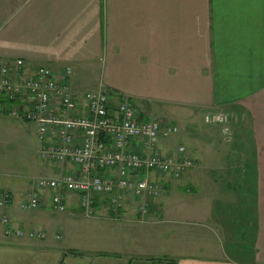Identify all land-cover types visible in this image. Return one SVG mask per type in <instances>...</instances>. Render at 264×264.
<instances>
[{
	"label": "crops",
	"instance_id": "1",
	"mask_svg": "<svg viewBox=\"0 0 264 264\" xmlns=\"http://www.w3.org/2000/svg\"><path fill=\"white\" fill-rule=\"evenodd\" d=\"M0 57L47 65L57 77L70 67L80 94L104 84L129 96L142 117L181 127L160 141L162 152L185 146L206 164L161 180L152 222L139 221L129 199L120 221L102 210L120 244L95 254L68 245L76 233L65 229L82 212L77 196L58 218L48 201L21 209L33 183L4 181L0 193L13 202L0 206V264H264V0H0ZM219 110L231 115L232 144L204 122ZM220 142L232 149H204ZM213 158L220 165H209ZM72 169L59 165L56 174ZM4 216L46 238L7 235ZM126 236L138 255L118 251Z\"/></svg>",
	"mask_w": 264,
	"mask_h": 264
},
{
	"label": "built area",
	"instance_id": "2",
	"mask_svg": "<svg viewBox=\"0 0 264 264\" xmlns=\"http://www.w3.org/2000/svg\"><path fill=\"white\" fill-rule=\"evenodd\" d=\"M72 69L57 77L47 65L31 66L23 58L0 57V118L35 123L39 156L53 165L70 163L74 169L57 177H40L27 192L21 209H40L48 201L54 212L68 211V198L78 197L87 217L106 209V217L124 219L128 196L148 197L138 206L139 221L153 218V200L164 188L165 177L181 178L195 165L185 146L165 154L160 141L179 133L166 120L142 117L127 95H115L104 84L85 93L72 88ZM204 122L221 126L232 139L231 115L208 111ZM12 194L0 193V206L10 205ZM7 235L43 240V229L23 230L3 217Z\"/></svg>",
	"mask_w": 264,
	"mask_h": 264
},
{
	"label": "rangeland",
	"instance_id": "3",
	"mask_svg": "<svg viewBox=\"0 0 264 264\" xmlns=\"http://www.w3.org/2000/svg\"><path fill=\"white\" fill-rule=\"evenodd\" d=\"M169 123L174 124L170 119ZM179 128V132L181 127L177 124H174ZM38 126L35 123H31L28 121H20L8 117L0 118V179L3 183H14L17 184L20 182L33 183L35 184L40 177H57V165H53L49 162H46L41 159L39 156V139L37 135ZM174 137V136H173ZM171 137L170 139H172ZM233 140H228L231 143ZM178 140H174L172 145H179ZM184 143V142H183ZM232 144V143H231ZM229 143L217 144L212 147L206 145L204 147L207 151H213L215 149H221L224 151L226 148L228 150L232 149V146ZM178 147V146H177ZM209 147V148H208ZM221 159H207V162L211 166L220 165ZM243 165H246L242 163ZM241 164V165H242ZM206 164L203 160L195 161V165L192 166L195 168H203ZM191 169V168H189ZM187 169V171L189 170ZM4 182V183H5ZM163 191V190H162ZM162 193V192H161ZM160 195L153 200V205H156V201L159 200ZM20 196H17L18 199ZM128 199L133 203L141 204L143 202H151L148 200V197H144L138 199L132 195L128 196ZM68 211H66L67 213ZM56 217L62 218L65 212H56ZM156 211L154 209L151 210V215L153 218H150L148 221H142V223L152 222L156 215ZM101 216L96 217H87L84 216L82 212L76 216V221L69 222L68 227L65 229L68 233H76L74 236H69L67 241L68 245H76L77 248L82 249L83 251L93 252L94 254L98 251H114V247H117L120 242L116 239L115 233H110L107 231L105 227V223L103 220L101 221ZM103 219V218H102ZM3 221V218H2ZM75 226L76 228H73ZM104 226V227H103ZM72 227V228H70ZM61 228V227H60ZM78 228V229H77ZM58 228H53L52 232L56 235ZM126 243L124 244V249L122 250L121 246L118 251H123L124 253L138 255L139 251H142V248H130L135 246L134 243L129 242L130 238L125 237ZM55 240V239H54ZM71 241L72 244H69ZM57 245L63 246L65 245L64 239L55 241ZM152 248L155 246L158 248L159 244H151Z\"/></svg>",
	"mask_w": 264,
	"mask_h": 264
}]
</instances>
